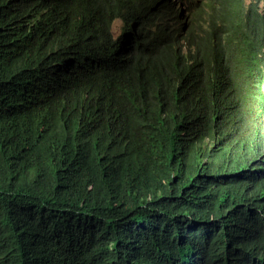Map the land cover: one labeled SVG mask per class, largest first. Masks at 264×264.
Instances as JSON below:
<instances>
[{"label": "trees", "instance_id": "16d2710c", "mask_svg": "<svg viewBox=\"0 0 264 264\" xmlns=\"http://www.w3.org/2000/svg\"><path fill=\"white\" fill-rule=\"evenodd\" d=\"M259 1L0 0V264H264Z\"/></svg>", "mask_w": 264, "mask_h": 264}, {"label": "clouds", "instance_id": "9594fccd", "mask_svg": "<svg viewBox=\"0 0 264 264\" xmlns=\"http://www.w3.org/2000/svg\"><path fill=\"white\" fill-rule=\"evenodd\" d=\"M183 1H184V2H181L182 5H180V4H178V3H176V4H177V6H178L179 9H180L179 12H180V13L183 12V13L186 15V14L189 13V10L187 9V2H186V0H183ZM115 20H119V21L121 22V27H120V31H119V33L116 34V35H113V34L111 33V30H112L111 26H112V24H113V22H114ZM110 33H111L112 38H116L118 35H120V34L122 33V20H121L120 18H115V19H113V21L111 22V25H110Z\"/></svg>", "mask_w": 264, "mask_h": 264}, {"label": "rangeland", "instance_id": "374dc122", "mask_svg": "<svg viewBox=\"0 0 264 264\" xmlns=\"http://www.w3.org/2000/svg\"><path fill=\"white\" fill-rule=\"evenodd\" d=\"M264 5V0L259 1V6H263ZM120 27H121V22L119 20H115L111 26L112 30L111 33L113 35H116L119 33L120 31Z\"/></svg>", "mask_w": 264, "mask_h": 264}, {"label": "bare ground", "instance_id": "6f19581e", "mask_svg": "<svg viewBox=\"0 0 264 264\" xmlns=\"http://www.w3.org/2000/svg\"><path fill=\"white\" fill-rule=\"evenodd\" d=\"M261 1V0H260ZM195 231V230H194ZM196 232V231H195Z\"/></svg>", "mask_w": 264, "mask_h": 264}]
</instances>
